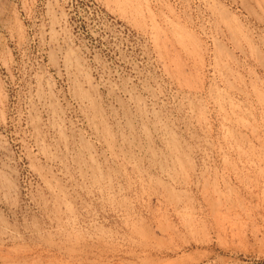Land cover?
<instances>
[{
	"label": "rangeland",
	"instance_id": "1",
	"mask_svg": "<svg viewBox=\"0 0 264 264\" xmlns=\"http://www.w3.org/2000/svg\"><path fill=\"white\" fill-rule=\"evenodd\" d=\"M263 56L264 0H0V264H264Z\"/></svg>",
	"mask_w": 264,
	"mask_h": 264
},
{
	"label": "bare ground",
	"instance_id": "2",
	"mask_svg": "<svg viewBox=\"0 0 264 264\" xmlns=\"http://www.w3.org/2000/svg\"><path fill=\"white\" fill-rule=\"evenodd\" d=\"M53 55V54H52ZM264 57V56H263ZM260 59V58H259ZM231 72V71H230ZM255 94V93H254ZM80 97H81V95H80ZM263 97V96H262ZM236 109V108H235ZM50 113V112H49ZM166 129V128H165ZM44 141V140H43ZM263 175V174H262ZM109 179V178H108ZM101 191V190H100ZM241 204V203H240ZM179 250H181V249H179ZM179 250H175L173 253H177Z\"/></svg>",
	"mask_w": 264,
	"mask_h": 264
}]
</instances>
